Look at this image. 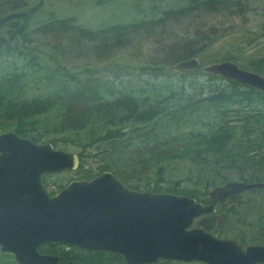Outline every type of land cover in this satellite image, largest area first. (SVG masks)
Listing matches in <instances>:
<instances>
[{
    "label": "trees",
    "instance_id": "obj_1",
    "mask_svg": "<svg viewBox=\"0 0 264 264\" xmlns=\"http://www.w3.org/2000/svg\"><path fill=\"white\" fill-rule=\"evenodd\" d=\"M41 1L0 0V130L12 129L62 149L67 144L76 147L79 173L66 183L109 170L127 187L183 194L196 200H203L199 195L205 197L209 187L229 179L264 183V92L209 71L204 73L221 82L204 86L194 77L203 73L201 61L191 69H176V77H162L161 65L138 63V74L124 77L129 72L127 64L123 71L119 65L104 66L100 71L89 60L73 63L71 59L72 48L79 43L86 52L92 47L94 53L108 54L128 45L132 37L154 34L156 26L162 27L164 36L167 20L177 21L197 9L199 14L226 9L235 13L248 0H182L161 7L159 15L150 3L142 17L99 27L82 25L70 16L38 17ZM46 32L51 40L42 39ZM170 34L164 36L170 60L198 53L206 63L240 59L239 66L264 73V41L251 47L254 56L239 55L231 48L240 40L258 37L256 31L238 29L216 51L211 49L216 39L211 26L197 25L182 35ZM140 73L158 78L152 80ZM225 105L236 107L232 118ZM86 156L95 158L93 167L83 166ZM178 160L184 162L183 176L202 186L200 194L183 188L179 179L162 184L171 164ZM141 178L143 184H138ZM42 185L45 187L43 175ZM252 189L258 195L249 204L250 211L256 203V230L248 239L257 242L264 240V185ZM231 204L241 205L248 213V201ZM202 225L206 230L212 228L209 223ZM37 250L60 255L61 264H125L119 254L59 242L42 244ZM0 264L17 263L0 258Z\"/></svg>",
    "mask_w": 264,
    "mask_h": 264
},
{
    "label": "water",
    "instance_id": "obj_2",
    "mask_svg": "<svg viewBox=\"0 0 264 264\" xmlns=\"http://www.w3.org/2000/svg\"><path fill=\"white\" fill-rule=\"evenodd\" d=\"M197 63L190 56L175 61L173 68L191 69ZM203 70L264 92V75L232 60L209 62ZM77 165L75 151L0 130V251L11 254L17 264H61L59 255L37 250L48 242L109 251L121 255L125 264L159 259L264 264V243L241 248L192 227L194 219L213 213L215 204L261 188L263 181L226 180L208 191L209 204L183 194L130 189L109 170L72 178L51 194L42 185L43 174Z\"/></svg>",
    "mask_w": 264,
    "mask_h": 264
},
{
    "label": "rangeland",
    "instance_id": "obj_3",
    "mask_svg": "<svg viewBox=\"0 0 264 264\" xmlns=\"http://www.w3.org/2000/svg\"><path fill=\"white\" fill-rule=\"evenodd\" d=\"M21 1V0H20ZM38 0H27V2L35 3ZM182 0H42L39 8V16L45 17L48 15L55 16H70L73 21L80 23L85 26L99 27L102 25H107L114 21H130L133 16L142 17L143 13L151 3L154 5L155 10L154 14L159 15L161 7L175 6L181 3ZM264 0H248L247 4L236 11L235 13H229L228 10H218L219 12H207L203 11L199 14L197 10H193L191 13H188L184 16H179L177 21H166L165 27L166 34H169V37L172 36L170 33H176L177 35H182L184 32H190L192 26L201 25L202 27L211 26L212 32L214 33L215 42L211 47L212 50L216 51L219 49L222 43L227 42V39L233 35V32L238 29H251L256 31L258 37L250 40L249 42L245 40H240L237 44H234L231 48L233 51L237 52L239 55H248L254 56L250 51L251 47L258 45L259 42L264 41ZM139 4V6H138ZM1 7V6H0ZM7 8V7H3ZM174 15V13L172 14ZM39 22L35 21L32 24H37ZM163 24V23H161ZM164 27V28H165ZM161 26H156V32L154 34H149L145 36L144 34L137 35L132 37L129 40V44L125 47H119L109 51L108 54L99 55V52H93L92 47L90 51L86 52V47L79 43L78 47H73L72 50V62H83L89 60L91 63L95 64L93 67L97 69L101 68H114V66L119 65L120 70L123 68L124 64H127V69L129 72L124 75V77H131L135 74H138L140 71L138 63H150L161 65V71L164 73L162 77H176L178 70L173 68V63L176 61L170 60L167 52L166 45L167 39L162 36L160 33ZM50 35L42 33L43 40H51ZM174 38V37H173ZM62 40V39H61ZM177 53L182 54L180 50ZM211 53V51H210ZM212 55V54H211ZM190 56L196 57L198 61H201L202 64L199 66V70L203 71L194 75L196 80L202 83L204 86L210 84L220 83L221 80L217 77H209L206 75L203 70V65L207 64L202 61L201 56L198 53L192 54ZM188 56V57H190ZM218 61V60H216ZM237 64L241 60L235 61ZM123 71V70H122ZM105 74H110V72H105ZM141 74V73H140ZM264 74V73H263ZM142 75V74H141ZM143 77L149 76L150 79L155 80L158 76L152 74H143ZM224 109L228 117L232 118L235 114L236 107L232 105H225ZM237 113V112H236ZM239 115V113L237 114ZM236 115L237 119L238 116ZM231 120L230 122H232ZM66 150L76 151L77 148L71 144H67ZM96 163V160L92 156H86L84 167H93ZM74 169H65L60 172L45 173L43 175L45 188L49 190H56L57 187L61 184L66 183L67 178L76 177L79 171ZM226 172L230 174L235 173V170L227 169ZM186 173L184 167V162L181 160L174 161L171 164V168L168 174L164 175L162 184L167 183V181H173L179 179L181 186L183 188H188L194 193H199L201 190V185L191 183V178H185L183 174ZM235 178V177H233ZM153 179V177H148L147 180ZM137 180V179H136ZM144 178L138 180V184H143ZM264 180V179H263ZM218 185V184H217ZM142 187V185H141ZM213 186L209 187V190ZM207 193V192H206ZM200 198H204L202 194L199 195ZM256 192L254 189L248 190L245 194L238 197V199H230L224 204L218 206L215 212L211 215L209 224H212V231H219V234L230 235L233 234L242 240L243 243L252 242L249 237L255 236V204L251 205L249 211V204H252L255 201ZM264 196V192L263 195ZM237 200L248 201V213L244 211L241 205L232 206L231 202ZM247 206V205H244ZM236 210V212L231 211V209ZM264 217V211L262 212ZM264 221V219H263ZM241 223V224H240ZM197 222L194 223L196 225ZM243 231L246 233V238L242 237L239 232ZM263 240V239H261ZM249 241V242H248ZM264 243L263 241L252 242L251 244ZM0 258L9 260L12 259L11 254L0 252ZM170 264H203L197 261H169Z\"/></svg>",
    "mask_w": 264,
    "mask_h": 264
},
{
    "label": "flooded vegetation",
    "instance_id": "obj_4",
    "mask_svg": "<svg viewBox=\"0 0 264 264\" xmlns=\"http://www.w3.org/2000/svg\"><path fill=\"white\" fill-rule=\"evenodd\" d=\"M44 175V174H43ZM41 180H42V178H41ZM223 184V183H222ZM124 185V184H123ZM221 185V184H220ZM126 186V185H125ZM216 186H218V185H216ZM45 188V187H44ZM128 188H130V187H128ZM213 188V187H212ZM46 189V188H45ZM130 189H135V190H138V191H151V190H147V189H136V188H130ZM47 190V189H46ZM48 191V190H47ZM55 191H57V190H55ZM54 191V192H55ZM209 191V190H208ZM208 191H207V193H206V195H205V197L204 198H202L203 200H196V201H199V202H201L202 204H209V203H211V200L208 198ZM48 192H50V190L48 191ZM151 192H154V191H151ZM245 191H243V192H241V193H238V194H232V195H229L222 203H217V204H215V210H216V208L218 207V206H220V205H222V204H224L225 202H227L228 200H230V199H234V198H236V197H239V196H241L243 193H244ZM53 193V192H52ZM170 193V192H169ZM51 194V193H50ZM215 210H214V212H215ZM213 212V213H214ZM213 213H210V214H205V215H201L200 217H198V218H196V219H194V221H193V223H192V227H200V228H202L203 230H205V231H208V232H210L211 234H213V235H215L217 238H223V239H229V240H232V241H234L237 245H239L241 248H243V247H245L246 245H248V244H251V243H243V241L242 240H240V239H238V237L237 236H235V235H233V234H230V235H228V234H226V235H223V234H219L217 231L216 232H212V230H206V229H204V227H203V225L202 224H208L209 223V221H210V217H211V215L213 214ZM195 222H197V224L196 225H194V223ZM198 222H201V224H198ZM239 234L242 236V237H244V238H246L245 236H246V234L242 231V232H239ZM259 244H261V243H259ZM0 252H2V251H0ZM6 253V252H5ZM60 256V255H59ZM121 256V255H120ZM61 257V256H60ZM122 258V257H121ZM13 259V258H12ZM169 261H171V260H162V259H159V260H157L154 264H170L169 263ZM60 262V261H59ZM197 262H199V261H197ZM68 263V262H67ZM67 263H65V264H67Z\"/></svg>",
    "mask_w": 264,
    "mask_h": 264
}]
</instances>
